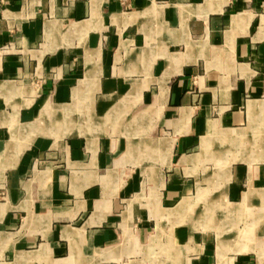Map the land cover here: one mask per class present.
<instances>
[{"label": "crops", "instance_id": "0c3cea01", "mask_svg": "<svg viewBox=\"0 0 264 264\" xmlns=\"http://www.w3.org/2000/svg\"><path fill=\"white\" fill-rule=\"evenodd\" d=\"M186 202L260 229L195 231ZM260 252L264 0H0V264Z\"/></svg>", "mask_w": 264, "mask_h": 264}, {"label": "rangeland", "instance_id": "374dc122", "mask_svg": "<svg viewBox=\"0 0 264 264\" xmlns=\"http://www.w3.org/2000/svg\"><path fill=\"white\" fill-rule=\"evenodd\" d=\"M180 208H182V211L184 213L181 223L185 225L188 224L191 229H194L195 231L206 232L207 228H210L226 233V235L228 236V234H231L232 232L236 234H244L245 231L249 228H251L254 233L255 231H259L260 229L258 228L259 225H255L254 220H250V217L254 218L257 213L254 210L248 211L249 213L246 216L244 214L241 215L239 213V210L234 209L233 205L231 206L230 204H205L201 202L182 203L181 205H179V211L181 210ZM208 216H214V220H210ZM167 227L168 230H170L169 225ZM165 230H167L166 227L163 228L162 234L160 235L156 243L160 248V252L155 253L157 259L164 258V250H167L170 245V235H168L169 233H167ZM165 233H167L166 240H164L163 238ZM234 239V242L237 245H239L242 240L237 238ZM226 252L227 250H225V254ZM182 262L184 264L186 261Z\"/></svg>", "mask_w": 264, "mask_h": 264}, {"label": "bare ground", "instance_id": "6f19581e", "mask_svg": "<svg viewBox=\"0 0 264 264\" xmlns=\"http://www.w3.org/2000/svg\"><path fill=\"white\" fill-rule=\"evenodd\" d=\"M263 262H264L263 261V253L260 252V253H258L257 264H264Z\"/></svg>", "mask_w": 264, "mask_h": 264}]
</instances>
